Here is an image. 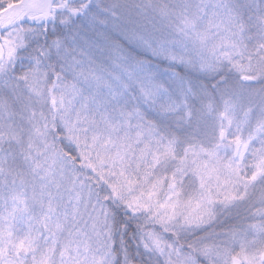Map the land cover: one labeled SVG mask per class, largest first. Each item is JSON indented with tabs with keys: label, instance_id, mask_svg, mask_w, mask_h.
Returning a JSON list of instances; mask_svg holds the SVG:
<instances>
[{
	"label": "snow or ice",
	"instance_id": "obj_1",
	"mask_svg": "<svg viewBox=\"0 0 264 264\" xmlns=\"http://www.w3.org/2000/svg\"><path fill=\"white\" fill-rule=\"evenodd\" d=\"M0 264H264V0H0Z\"/></svg>",
	"mask_w": 264,
	"mask_h": 264
}]
</instances>
